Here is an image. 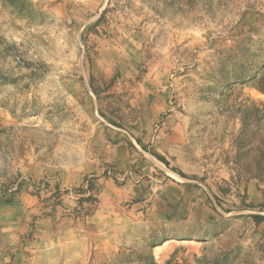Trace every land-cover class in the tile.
<instances>
[{
    "label": "rangeland",
    "instance_id": "374dc122",
    "mask_svg": "<svg viewBox=\"0 0 264 264\" xmlns=\"http://www.w3.org/2000/svg\"><path fill=\"white\" fill-rule=\"evenodd\" d=\"M108 3L0 0V264H264V0Z\"/></svg>",
    "mask_w": 264,
    "mask_h": 264
},
{
    "label": "trees",
    "instance_id": "16d2710c",
    "mask_svg": "<svg viewBox=\"0 0 264 264\" xmlns=\"http://www.w3.org/2000/svg\"><path fill=\"white\" fill-rule=\"evenodd\" d=\"M111 2H112V0H109L108 6H107V8L104 10V12L102 13L101 17L99 18V21H101V20H103V19H106V14H107V12H108V10H109V7H110V5H111Z\"/></svg>",
    "mask_w": 264,
    "mask_h": 264
},
{
    "label": "bare ground",
    "instance_id": "6f19581e",
    "mask_svg": "<svg viewBox=\"0 0 264 264\" xmlns=\"http://www.w3.org/2000/svg\"><path fill=\"white\" fill-rule=\"evenodd\" d=\"M187 241H188L187 243H189V244H190V243H193L191 240H187Z\"/></svg>",
    "mask_w": 264,
    "mask_h": 264
}]
</instances>
